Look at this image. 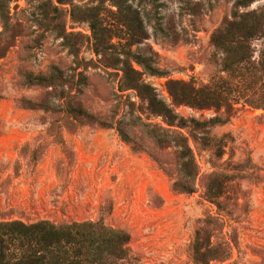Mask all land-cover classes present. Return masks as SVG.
Here are the masks:
<instances>
[{
    "label": "rangeland",
    "instance_id": "1",
    "mask_svg": "<svg viewBox=\"0 0 264 264\" xmlns=\"http://www.w3.org/2000/svg\"><path fill=\"white\" fill-rule=\"evenodd\" d=\"M123 1L0 0V221H100L129 236L123 264H203L194 251L202 240L224 253L208 264H264V38L250 42L254 66L234 73L211 42L235 13H264V0ZM128 8L139 43L123 23ZM126 67L138 75L126 80ZM52 76L59 85L28 80ZM137 80L178 117L222 124L168 128L131 88ZM169 81L206 86L234 100L231 111L176 105ZM67 102L94 121L68 114ZM161 129L187 138L193 181L178 149L155 142ZM208 176L220 195L206 193ZM187 181L192 193L174 187Z\"/></svg>",
    "mask_w": 264,
    "mask_h": 264
},
{
    "label": "trees",
    "instance_id": "2",
    "mask_svg": "<svg viewBox=\"0 0 264 264\" xmlns=\"http://www.w3.org/2000/svg\"><path fill=\"white\" fill-rule=\"evenodd\" d=\"M62 4L63 0H56ZM124 3L123 0H117ZM253 0H244L242 6L247 7ZM240 3V4H241ZM123 8V4H119ZM121 9V8H120ZM128 8L124 15V24L129 27L130 39L139 43L142 27L137 22L131 23L128 15H133ZM125 8L122 12V15ZM238 14V13H237ZM234 14V19L228 21L216 31L211 42L213 46L224 55L223 66L226 72L234 73L236 67H252L250 42L253 39L264 38V13L262 10L245 14ZM90 30L94 38L99 33L97 21L90 18ZM137 20V19H136ZM133 24V25H132ZM141 25V24H140ZM143 67H150L145 61ZM122 63L127 66V61ZM256 65V64H255ZM257 67L264 70V46L260 52V60ZM154 72V71H152ZM138 75L131 67H126L123 77ZM152 74H158L154 72ZM30 84L48 87L59 85V76H52L49 79L44 77H28ZM131 88L135 89L139 96L147 102V109L150 113L161 116L168 128L183 129L190 124L193 130H204L208 123L222 124V120L214 118L208 122H197L194 119L185 120L178 117L162 101L158 100L153 89L144 85L138 80L130 82ZM168 92L176 105H187L197 109H205L212 106H224L225 111H231V101L219 100L208 87H194L193 85L180 81H169ZM69 101V100H68ZM224 102V103H220ZM68 114H72L78 120H86L89 123L94 117L86 113L80 107H74L67 102ZM30 108H42V104L27 103ZM101 126H105L100 123ZM150 131L153 135L156 130ZM160 147L168 145L175 146L177 158L181 169L188 181H193L196 176V164L192 151L187 144V138L175 129L168 135L167 130L161 129L157 137H153ZM206 180V193L212 197L221 194V184L216 177L208 176ZM182 184L176 182V190L184 193H192V185L189 182ZM129 236L122 230H114L106 227L102 222H73L67 224H54L41 220L34 223H23L17 220L0 221V264H123L128 255L127 244ZM208 240L198 242L194 248L198 255L196 259L203 264L209 260L223 258V251L216 247H208ZM220 252V253H219ZM221 256V257H220Z\"/></svg>",
    "mask_w": 264,
    "mask_h": 264
}]
</instances>
